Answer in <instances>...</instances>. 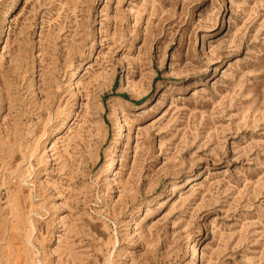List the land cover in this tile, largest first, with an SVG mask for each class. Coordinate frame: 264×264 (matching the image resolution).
Returning a JSON list of instances; mask_svg holds the SVG:
<instances>
[{"label":"rangeland","instance_id":"1","mask_svg":"<svg viewBox=\"0 0 264 264\" xmlns=\"http://www.w3.org/2000/svg\"><path fill=\"white\" fill-rule=\"evenodd\" d=\"M0 264H264V0H0Z\"/></svg>","mask_w":264,"mask_h":264},{"label":"bare ground","instance_id":"2","mask_svg":"<svg viewBox=\"0 0 264 264\" xmlns=\"http://www.w3.org/2000/svg\"><path fill=\"white\" fill-rule=\"evenodd\" d=\"M11 9H12V8H11ZM6 21H7V20L5 19L4 23H5ZM3 29H5V28H3ZM3 34H4V33H3ZM125 124H126V123H124V122L121 124L120 132L123 131ZM119 136L121 137V136H122V133H120ZM115 162H116V160L114 161V163H115ZM109 171H111V169H110Z\"/></svg>","mask_w":264,"mask_h":264}]
</instances>
